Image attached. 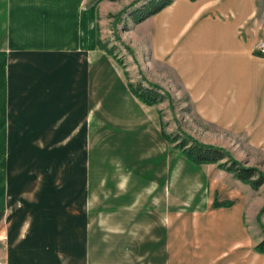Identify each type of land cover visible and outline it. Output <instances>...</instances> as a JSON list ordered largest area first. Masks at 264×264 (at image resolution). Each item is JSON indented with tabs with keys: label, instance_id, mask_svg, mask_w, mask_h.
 I'll return each instance as SVG.
<instances>
[{
	"label": "crops",
	"instance_id": "obj_1",
	"mask_svg": "<svg viewBox=\"0 0 264 264\" xmlns=\"http://www.w3.org/2000/svg\"><path fill=\"white\" fill-rule=\"evenodd\" d=\"M262 1L128 15L110 55L107 0H0V261L264 264V185L169 143L125 67L166 92L173 78L200 122L264 152Z\"/></svg>",
	"mask_w": 264,
	"mask_h": 264
},
{
	"label": "rangeland",
	"instance_id": "obj_2",
	"mask_svg": "<svg viewBox=\"0 0 264 264\" xmlns=\"http://www.w3.org/2000/svg\"><path fill=\"white\" fill-rule=\"evenodd\" d=\"M107 1L110 9L107 14L103 15L104 19L101 25V35L103 44L111 48L115 47V44H113L115 37L118 36L120 26L123 25V20L128 16L129 12L144 5L149 0H133L129 2H125V0ZM134 3H136L135 6L129 8L130 5ZM261 5L264 6L263 1L261 2ZM123 9H127V11L119 18L117 15ZM259 12L264 18V10H259ZM117 52L119 57L125 62L126 53H122L121 51ZM125 67H127L129 78L132 79L133 84L141 83L142 86L147 87V83L141 73H138L135 68L129 66L126 62ZM169 80L171 90L167 93H169L170 100L166 99L167 101H165V103L159 106L154 105L152 107L153 111L158 113L159 110L161 113L160 115L163 117L164 121L162 126L167 134L178 135L180 130L181 133L188 135L196 142L224 149L233 159L241 163L243 166L255 167L264 173V152L246 146L242 135H232L217 127L200 122L196 116H194L189 101L184 99V94L177 82L171 77H169ZM258 222L261 229H264L261 221L258 220Z\"/></svg>",
	"mask_w": 264,
	"mask_h": 264
},
{
	"label": "trees",
	"instance_id": "obj_3",
	"mask_svg": "<svg viewBox=\"0 0 264 264\" xmlns=\"http://www.w3.org/2000/svg\"><path fill=\"white\" fill-rule=\"evenodd\" d=\"M172 1L173 0H149L144 5L130 11L128 15L131 17L134 24H138L161 11ZM135 4L136 3L130 5L129 8H133ZM126 11L127 9H123L117 16L120 18L126 13ZM99 45L106 49L110 55L114 53L115 47L107 48V45L101 44L100 42ZM118 62L122 65L120 59H118ZM129 87L139 101L148 106L158 105L166 99L170 100L169 93L155 84H148L147 87H144L141 83H129ZM166 138L169 143H175L176 147L194 163L218 164L220 169L233 174L236 179L250 185L255 190H257L261 185H264L263 172L255 167L243 166L241 163L233 159L224 149L196 142L188 135L181 133L180 130L178 135H167ZM262 214H264V206L259 213V219ZM262 230L264 233V229ZM255 250L260 253H264V239L256 245Z\"/></svg>",
	"mask_w": 264,
	"mask_h": 264
},
{
	"label": "built area",
	"instance_id": "obj_4",
	"mask_svg": "<svg viewBox=\"0 0 264 264\" xmlns=\"http://www.w3.org/2000/svg\"><path fill=\"white\" fill-rule=\"evenodd\" d=\"M253 53L257 56L264 57V41L259 40L253 47ZM3 243L5 240H2ZM0 264H6L4 261H0Z\"/></svg>",
	"mask_w": 264,
	"mask_h": 264
}]
</instances>
